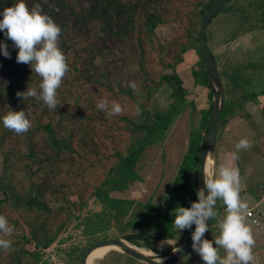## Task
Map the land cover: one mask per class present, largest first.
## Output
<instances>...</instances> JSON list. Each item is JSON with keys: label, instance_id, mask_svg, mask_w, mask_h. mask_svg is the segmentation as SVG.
Listing matches in <instances>:
<instances>
[{"label": "trees", "instance_id": "obj_1", "mask_svg": "<svg viewBox=\"0 0 264 264\" xmlns=\"http://www.w3.org/2000/svg\"><path fill=\"white\" fill-rule=\"evenodd\" d=\"M216 1L25 0L30 8L40 5L42 12L61 27L60 47L69 71L57 90L56 110H49L34 98H18V91L38 86L40 78L28 65L16 62L17 49L0 32V42L8 45L11 55L9 59L0 54V117L10 110L24 111L32 125L26 133L16 135L0 121L3 166L0 215L14 227L11 235L15 247L11 249L9 264H61L57 256L60 249L67 250L68 257L71 255L77 264L90 242L83 246L61 233L79 216L82 207L98 199L105 203L111 190H121L127 182H132L129 174L137 170L142 153L156 137L168 132L184 106L190 104L196 109L195 89L205 87L207 106L198 109L197 133L188 139L174 166L176 170L170 171L172 176L164 188L163 201L156 205L150 200L156 197L161 181L158 176L146 185L150 190L143 200L145 206L138 212V222L155 219L171 226L167 236L178 244L194 231L193 225L178 233L172 222L177 207L188 208L198 200L199 158L212 113L211 90L198 32L202 15ZM15 2L0 0V12ZM263 17L262 14V20ZM174 22L178 23L180 34L164 39L157 27L169 30ZM190 49L196 51L198 58L190 65L192 83L185 86L178 68ZM216 67L220 75L217 63ZM129 82L137 84L136 90L129 87ZM163 86L170 89L172 102L163 110L149 109L148 102ZM223 91L218 129L227 125L230 118L238 123L241 120L238 110H243L242 102L225 98L224 86ZM254 94L257 93L242 94L244 103ZM100 100H107L109 105L120 104L123 113L110 116L99 112L96 105ZM121 137L127 140L123 148L117 145ZM7 143L10 144L6 148ZM18 168L22 173L13 181ZM222 210L220 207L221 216L214 218L211 226L223 217ZM62 215L66 221L57 222ZM124 238L131 242L128 236ZM62 239L67 245L55 249L58 245L54 244ZM104 258L102 264H111L110 256Z\"/></svg>", "mask_w": 264, "mask_h": 264}, {"label": "rangeland", "instance_id": "obj_2", "mask_svg": "<svg viewBox=\"0 0 264 264\" xmlns=\"http://www.w3.org/2000/svg\"><path fill=\"white\" fill-rule=\"evenodd\" d=\"M262 14L264 15V0H230L210 21L205 30L208 46L220 71L225 98L232 99L234 103L242 102L243 105V110H238L241 120L235 123L234 119L230 120V118L227 125L220 127L217 131L214 158L216 167L218 169L221 164L238 167L241 178L240 195L242 200L249 205L257 202L264 194V92L259 93L260 90H264V19L262 20ZM157 30L167 40L180 34L177 22H174L169 30L163 29L161 26H158ZM197 58L196 51L190 49L185 53L184 61L178 68L185 86L192 83L190 65ZM191 89L194 90V87L190 86ZM195 92L196 109H192L190 104L184 106L173 120L168 132L152 141L150 147L140 156L137 170L129 174L128 178H132L133 180L130 179L132 182H127L121 190H111L105 203L98 199L92 201L86 208L82 207L79 216L73 218L68 224V228L61 233L63 237L84 246L89 242L101 239L111 237L125 239L124 237L128 236L134 244L144 246L138 247L144 249L151 247L155 250H152L153 252L160 253L179 245L176 240L167 236V231L171 229V226L168 227L167 223H163L162 220L157 222L155 219L152 222L150 219H142L138 222L140 220L138 212L145 206L143 200L150 190L146 185L152 184V181H155L158 176L161 177V181L156 191V197L150 193L152 196L150 200L156 205L163 201L164 188L170 183L169 179L172 176L169 173L176 170L174 166L183 154L188 139L197 133L198 109L207 106V97L205 87L196 88ZM249 92L257 94L244 103L241 95ZM169 93L170 89L167 86L159 88L148 102V108L154 107L157 110L167 108L172 102ZM222 119L223 116L221 122ZM245 137L252 141V147L241 150L238 153L239 159L233 164L231 153L235 151V144ZM9 144L7 143L5 147L7 148ZM126 144L127 140L124 137H121L117 143L120 148ZM1 155L0 175L3 168ZM21 173L19 168L16 169L13 181ZM164 176H166V180H164ZM161 197L162 199H160ZM263 206L264 198L260 202V207L256 208L260 210ZM220 207L223 209V216L225 206L218 200L215 207L216 220L221 216ZM254 210L256 211L255 208ZM258 214L256 212L257 216L264 215V213ZM58 217L57 222L66 221L63 220V215ZM262 222L263 229L253 227V236L256 238L253 248L255 259L264 255V219ZM247 223L252 227L251 219L248 217ZM217 235L218 229L214 223L210 226L205 238L214 241ZM0 238L13 240L12 235L5 236L3 233H0ZM60 243L54 244L58 245L55 246V249L67 245L65 239H62ZM14 247L15 245L12 243L10 249H1L0 264L10 263L11 249ZM67 252V250L60 249V255H57L60 263L75 264L71 255L68 257ZM123 254L116 249H109L102 257L91 259L90 264H101L105 260L104 257L109 258V256L111 264H140L126 258ZM220 255L221 257L225 255L223 249H220ZM141 264L147 263L141 262ZM174 264H203V261L197 253L191 250Z\"/></svg>", "mask_w": 264, "mask_h": 264}, {"label": "clouds", "instance_id": "obj_3", "mask_svg": "<svg viewBox=\"0 0 264 264\" xmlns=\"http://www.w3.org/2000/svg\"><path fill=\"white\" fill-rule=\"evenodd\" d=\"M0 17V32L17 49L16 62L28 65L32 73L40 78L38 86L27 87L24 92L18 91L16 96L23 100L34 98L42 101L49 110H56L59 104L57 90L69 71L67 58L60 47L61 27L42 12L40 5L30 8L25 0H16L12 6L4 8ZM0 54L11 58L6 43L0 42ZM129 87L136 90L137 84L129 82ZM96 108L110 116L123 113L120 104L112 102L109 105L107 100H100ZM0 121L4 128L16 135L26 133L32 126L24 111L10 110L0 117ZM251 147L250 139L241 138L231 153L233 164L239 159L238 153L241 150ZM203 185L197 191V201L191 202L188 208L179 206L174 210V230L181 233L195 226L191 232V249L200 256L203 264H254L253 248L256 241L247 223L248 204L240 195L238 167L221 164L217 169L215 159L211 158L207 171L203 169ZM218 200L225 206V214L218 221V235L213 241L206 239L205 234L209 231L208 221L217 216L215 207ZM13 232L14 227L9 226L7 218L0 215V233L9 236ZM11 247V240L0 238V248L7 250ZM220 249L225 253L223 257ZM182 251L183 246L173 250L174 253Z\"/></svg>", "mask_w": 264, "mask_h": 264}, {"label": "water", "instance_id": "obj_4", "mask_svg": "<svg viewBox=\"0 0 264 264\" xmlns=\"http://www.w3.org/2000/svg\"><path fill=\"white\" fill-rule=\"evenodd\" d=\"M230 0H217L212 6H210L202 15L199 23V39L201 52L205 64V70L211 90V102H212V113L209 120V124L206 130V133L203 138L202 148L199 158L198 173H197V182L198 188H202L203 185V169L206 171V164L211 158H215V147H216V137L218 130V122L221 111L224 105V91L221 82L220 75L218 73L216 63L212 52L208 46L205 30L210 22V20L216 15V13L221 10V8L226 5ZM210 156L206 157V154ZM212 221H208L209 228ZM207 234V233H206ZM205 234V235H206ZM191 233L189 236L177 247L183 246V251L179 253H174L173 249L160 253H145L142 250L136 248V245L132 244L128 240L123 239L122 237H111L106 239H101L94 241L87 245L81 252L77 264H88V256L90 253L97 247L107 246L110 249H116L138 261L147 263V264H174L175 262L181 260L185 257L191 249Z\"/></svg>", "mask_w": 264, "mask_h": 264}, {"label": "crops", "instance_id": "obj_5", "mask_svg": "<svg viewBox=\"0 0 264 264\" xmlns=\"http://www.w3.org/2000/svg\"><path fill=\"white\" fill-rule=\"evenodd\" d=\"M223 163H224V161H222ZM264 198V194L260 197V199L257 201V202H255L254 204H248V208H253V213H254V216L257 218V220L259 221V224L258 225H253L252 224V227H251V229H252V234H253V232H254V229H253V227H258L259 229H263V222H262V220L264 219V215L263 216H260L259 214H261V213H264V206L262 207V209H260V210H258L256 207H260V202H261V200ZM254 208L256 209V211L254 210ZM256 212L257 213H259L258 215L259 216H257L256 215ZM261 212V213H260ZM261 217H262V220H260L261 219ZM249 225V224H248ZM254 238H255V236H254ZM256 239V238H255ZM264 264V255H263V257H261V258H258V259H255L254 260V264Z\"/></svg>", "mask_w": 264, "mask_h": 264}, {"label": "bare ground", "instance_id": "obj_6", "mask_svg": "<svg viewBox=\"0 0 264 264\" xmlns=\"http://www.w3.org/2000/svg\"><path fill=\"white\" fill-rule=\"evenodd\" d=\"M209 166V161H207V164H206V169L208 168ZM136 248H138L139 250H142L143 252L145 253H153L152 250H148V249H144V248H140L138 246H136ZM110 248H108L107 246H101V247H97L95 248L91 253L90 255L88 256V264H90V260L95 258V257H102L107 250H109ZM102 260V259H100ZM100 262V261H99ZM102 262V261H101ZM102 264V263H101Z\"/></svg>", "mask_w": 264, "mask_h": 264}, {"label": "built area", "instance_id": "obj_7", "mask_svg": "<svg viewBox=\"0 0 264 264\" xmlns=\"http://www.w3.org/2000/svg\"><path fill=\"white\" fill-rule=\"evenodd\" d=\"M248 209H249L248 218L251 219V224H253V225H258V224H259V221H258L257 218L254 216L253 208H248Z\"/></svg>", "mask_w": 264, "mask_h": 264}]
</instances>
